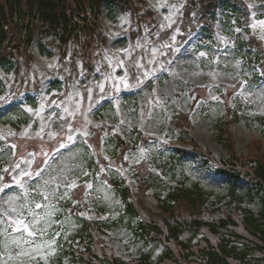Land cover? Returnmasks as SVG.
<instances>
[{"label": "rangeland", "instance_id": "1", "mask_svg": "<svg viewBox=\"0 0 264 264\" xmlns=\"http://www.w3.org/2000/svg\"><path fill=\"white\" fill-rule=\"evenodd\" d=\"M142 1L153 19L128 12L101 21L107 41L89 51L97 58L93 73V58L84 56L78 43L63 55L52 41L47 44L52 56L33 49L16 59L11 72L0 70L1 264H59L52 261L64 249L83 250L89 242L74 238L79 230L74 208L82 207L79 216L93 221L120 218L122 198L105 174L125 179L135 198L158 211L175 178L168 176L157 192H144L131 172L137 162L154 165L177 149L193 152L179 163L178 177H190L212 194L204 215L220 217L234 208L227 178L193 149L230 157L216 126L231 99H243L240 115H264V77L245 65L236 43L237 36L249 41L250 33L264 42V0H246L248 28L229 14L218 20L208 41L201 31L182 33L189 0ZM187 113L192 125L184 141L170 142V123ZM134 131L158 141L134 149L123 144L113 155L112 139L130 141ZM230 132L231 138L227 132L224 138L239 155L250 158L257 148L264 152V129L257 122L242 118ZM251 186L244 179L239 191L245 195ZM244 202L254 212L260 207L259 197ZM95 237L126 259L138 258L145 249L124 226Z\"/></svg>", "mask_w": 264, "mask_h": 264}, {"label": "trees", "instance_id": "2", "mask_svg": "<svg viewBox=\"0 0 264 264\" xmlns=\"http://www.w3.org/2000/svg\"><path fill=\"white\" fill-rule=\"evenodd\" d=\"M262 1V0H254ZM181 28L182 33L201 31L203 40L213 34L218 20H226L229 14L236 16V24L248 28L251 19V7L246 0H189ZM143 13L149 19L154 13L142 0H0V70L7 73L24 55L35 49L41 56H52L47 44L54 43L55 48L66 55L69 45L78 43L84 56L93 58L91 72L95 71L97 58L92 57L93 46L99 42L106 43L102 34L101 21L106 17H115L118 13ZM153 21V20H150ZM226 29V26L224 28ZM237 50L245 65L257 69L256 77H264V42L263 39L249 34V41L237 36ZM58 89L60 85L57 87ZM206 103V102H205ZM243 99H231L228 111L218 127L219 138L226 141L229 158H217L200 146H194L198 157L204 164L211 162L217 166L220 174L229 181L228 198L234 204L232 210L223 216L207 218L204 213L212 204V194L199 182H190V177H178L179 163L192 150H176L166 160L137 162L135 173L131 172L139 187L144 191L154 189L156 192L166 186L168 176L175 178L176 186L170 187L168 199H161L158 211H154L140 198H135L126 180H118L114 175H106L107 181L117 190L122 198L124 210L120 218L111 220H89L82 216L81 209L76 210L79 223L78 233L74 238L82 242L88 240L81 250L70 246L57 256L59 264H264V152L258 148L252 156L239 155L226 137L231 138V124L241 121L257 122L264 129V115H240ZM250 107V106H249ZM248 107V108H249ZM19 114H23L19 110ZM191 114L176 116L169 126L167 140H183L192 125ZM18 125V124H16ZM20 126V125H18ZM130 141L112 139L113 155L120 145L134 149L156 140L145 133L134 131ZM159 138V137H158ZM225 139V140H224ZM162 141H164L162 139ZM166 147L167 142L163 143ZM157 158V157H156ZM94 163V162H92ZM91 163V164H92ZM157 168V173L153 169ZM133 169V167H132ZM134 179V180H135ZM248 180L251 188L245 195L239 191V182ZM259 197L260 207L256 212L244 208V201ZM78 199H81L77 197ZM83 199L80 200L82 205ZM105 208L103 209V211ZM103 214L104 212H100ZM128 227L135 237L144 242L145 249L138 258L126 259L112 247L103 244L95 237L97 232L105 229ZM1 264V262H0Z\"/></svg>", "mask_w": 264, "mask_h": 264}]
</instances>
